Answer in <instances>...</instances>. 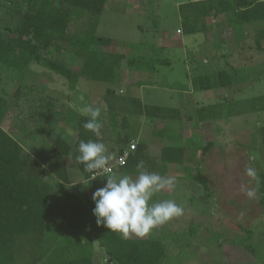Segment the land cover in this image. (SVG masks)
I'll list each match as a JSON object with an SVG mask.
<instances>
[{
    "label": "rangeland",
    "instance_id": "rangeland-1",
    "mask_svg": "<svg viewBox=\"0 0 264 264\" xmlns=\"http://www.w3.org/2000/svg\"><path fill=\"white\" fill-rule=\"evenodd\" d=\"M188 1H107L97 34L110 37L112 44L97 48L123 53L124 59L120 80L111 86L114 93L107 99L114 102L119 122L112 128L104 125L102 137L112 144V156L128 145L121 136L140 141L147 147L144 157L158 170L163 165L156 158L160 146L184 145L188 148L187 157L197 160L198 149L212 141L200 158L207 187L190 177L185 163L163 166L166 169L161 176L174 179V188L156 193L153 202L173 200L183 208V213L146 236L162 240L165 264H264V207L259 204L255 179L245 175L248 167L257 173L264 171V143L260 140L264 126V38L260 40L261 49L254 45L258 30L264 29V20L235 27L238 42L232 26L222 25L224 15L208 17L206 32L185 34L181 32L178 6ZM8 4L0 0V26L14 22L5 14ZM87 20V14H83L73 21L70 30H83ZM43 54L63 60L75 70L80 66V61L67 50L57 52L50 48ZM128 59H134L132 65L127 63ZM164 59L169 64L160 65ZM156 65H160L159 73L153 75L152 81L143 83L145 89L139 88L144 75L152 78L147 75ZM131 70L137 73L131 74ZM0 74V87L10 97L19 84L22 89L24 85L31 87L28 99L20 97L17 107L9 109L0 125L23 146L28 173L50 183L52 175L42 162L50 154L56 134L73 143L76 118L85 106L99 108L100 121H109L104 100L109 85L81 78L74 90H68L63 76L35 62L23 71L0 63ZM224 79L226 84L221 85L220 80ZM46 96L56 98L57 105L66 103L68 109L42 130L31 132L33 120L29 111L37 108L39 97L41 102ZM142 102L177 107L179 115L167 118L159 130L158 120L142 112ZM121 117L125 118V129ZM194 160L186 162L192 170ZM67 169L69 183L60 190H50L46 230L17 239V264H51L89 254L93 264H111L93 236V212L86 203L87 197L91 200L93 193L104 185L99 180L94 186L89 185L73 159H67ZM113 174L130 175L133 179L137 175L126 170ZM248 190L254 192L252 197L245 194Z\"/></svg>",
    "mask_w": 264,
    "mask_h": 264
},
{
    "label": "trees",
    "instance_id": "trees-1",
    "mask_svg": "<svg viewBox=\"0 0 264 264\" xmlns=\"http://www.w3.org/2000/svg\"><path fill=\"white\" fill-rule=\"evenodd\" d=\"M9 2L5 14L13 18L11 26H0V63L7 67L25 70L31 63L43 64L50 71L63 76L67 82L68 90H74L81 78L86 80L105 82L109 86L105 90L104 100L106 114L109 121L101 123L99 135H94L83 128L89 119L84 114L77 115L75 122L76 139L73 143L56 134L50 154L42 162L43 167L52 175L50 183H44L28 173L27 157H23V146L0 125V264H17L16 241L25 235L42 234L48 227V207L51 200V189H62L69 183L67 159H73L78 170L89 185L98 180H88L87 171L83 164L77 162L79 155L78 145L81 141H103L104 125L113 127L118 125V115L114 102L107 100L113 94L112 85L120 80L121 62L123 53L110 50H99L97 46L110 47L112 39L108 36L98 35L97 29L101 16L105 12L108 0H6ZM182 23L181 32L196 34L208 30L206 20L208 17L224 15L222 25L232 29L235 41L238 42L235 27L243 24L264 20V0H190L178 6ZM87 14V25L83 30L71 31L73 21L79 20ZM216 23L217 27L221 26ZM221 24V23H220ZM264 38V29L258 30L255 48L261 49L260 40ZM53 48L57 52L67 50L73 58L80 61L78 69L68 66L63 60L48 58L43 52ZM166 59L161 61L164 63ZM134 59H128L132 65ZM154 67V65H153ZM222 74V73H221ZM2 76L0 74V84ZM226 79L220 80V84ZM19 84L13 95H7L0 87V121L10 108L17 107L20 97L31 93V87ZM2 90V91H1ZM40 99V97H39ZM37 108L29 111L33 120L31 132L42 130L46 123L58 119L68 109L66 103L57 105V99L46 96L41 99ZM135 99V98H133ZM116 100V99H115ZM30 102V100H28ZM226 101V100H225ZM33 103V102H32ZM14 104V106H12ZM29 105H31L29 103ZM143 111L149 118L157 119L158 129H163V121L174 118L178 114L177 107H166L155 104H143ZM179 115V114H178ZM217 117H220L217 115ZM214 118V117H213ZM216 118V117H215ZM214 118V119H215ZM223 118V117H222ZM35 120V121H34ZM109 122V123H108ZM121 126L126 125L125 118L121 117ZM163 126H160V125ZM111 127V128H112ZM28 137L27 132L22 129ZM260 140L264 143V126L260 129ZM123 143L127 144L130 137L121 136ZM132 139V137H131ZM213 144L212 141L199 148L200 155L197 160L187 157L188 148L184 145H162L157 154V160L163 165L160 170L148 163L144 157L147 147L138 141L134 151L127 158L126 164L119 168L128 173H137V164L144 162V170L165 174L163 166L167 163L184 164L189 169L190 177L207 187L206 180L200 170V158ZM191 159V160H190ZM195 163V170L186 162ZM158 163V162H157ZM165 167V166H164ZM255 189L259 204L264 207V171L257 173ZM92 192V189H91ZM86 203L92 209L93 200ZM93 236L107 255L111 264H165L166 250L162 240L153 237H124L119 233L109 231L103 225L96 224L92 216ZM51 264H93L92 256L86 255L78 259L53 262Z\"/></svg>",
    "mask_w": 264,
    "mask_h": 264
},
{
    "label": "clouds",
    "instance_id": "clouds-1",
    "mask_svg": "<svg viewBox=\"0 0 264 264\" xmlns=\"http://www.w3.org/2000/svg\"><path fill=\"white\" fill-rule=\"evenodd\" d=\"M81 112L89 116L83 128L94 135H99L102 126L99 121L100 109L85 106ZM78 152L77 162L83 164L90 174L95 175L99 171L112 172L109 161L113 156L104 143L93 140L81 141ZM136 167L135 179L130 175L108 176L105 185L92 195L95 205L93 215L96 224L103 225L109 231L122 234L124 237L135 234L142 238L158 226L182 215L183 208L173 200L153 202L156 193L165 188H174V179L144 170L143 161ZM245 175L252 179L257 178V172L252 167L245 169ZM245 194L252 197L254 192L248 190Z\"/></svg>",
    "mask_w": 264,
    "mask_h": 264
},
{
    "label": "built area",
    "instance_id": "built-area-1",
    "mask_svg": "<svg viewBox=\"0 0 264 264\" xmlns=\"http://www.w3.org/2000/svg\"><path fill=\"white\" fill-rule=\"evenodd\" d=\"M137 140L131 139L128 142L127 146L121 147L118 152L113 155L112 160L109 161V167L112 169L111 173H106L103 171L97 172L95 175L90 174L87 171V179L88 180H99L105 185L106 179L109 175L113 174L117 169L123 167L126 164L127 158L135 150L137 146ZM123 161V163H121Z\"/></svg>",
    "mask_w": 264,
    "mask_h": 264
},
{
    "label": "crops",
    "instance_id": "crops-1",
    "mask_svg": "<svg viewBox=\"0 0 264 264\" xmlns=\"http://www.w3.org/2000/svg\"><path fill=\"white\" fill-rule=\"evenodd\" d=\"M183 45V44H182ZM170 46H172L173 47V45L172 44H170ZM184 46V45H183ZM182 51H183V49H182ZM187 55H185L184 56V58L186 57ZM143 58V57H142ZM162 63V62H161ZM166 64H169V61H168V59H166V61L164 62V63H162V64H160V65H166ZM160 65H156L155 66V68H153L152 70L154 71H151V73H149V75H147V76H152V78L150 77V79H148V77H145V75H144V80H142L141 82H139V88H144V87H146L143 83H147V81H152L153 80V75H156V74H158L159 73V69H158V67H160ZM158 66V67H157ZM131 72V74H132V72H134V73H137V71H134V70H131L130 71ZM132 78H133V76H132ZM138 78V77H137ZM139 79V78H138ZM146 79V80H145ZM145 89V88H144ZM143 104H146L145 102H142V105ZM158 105H160V104H158ZM165 106V105H164ZM169 107V106H168ZM173 107V106H172ZM159 124H160V122H159ZM160 126H163L162 124L160 125ZM137 139V138H136ZM102 143H104L105 145H106V147H107V149H108V152L110 151V147H112V144L109 142V143H106V141H101ZM138 142V141H137ZM160 148H161V146H160ZM118 170H120V169H117L114 173H116V172H118ZM154 198V197H153Z\"/></svg>",
    "mask_w": 264,
    "mask_h": 264
}]
</instances>
